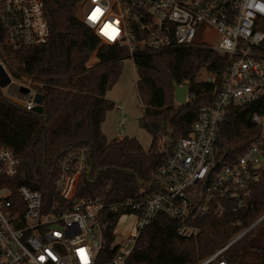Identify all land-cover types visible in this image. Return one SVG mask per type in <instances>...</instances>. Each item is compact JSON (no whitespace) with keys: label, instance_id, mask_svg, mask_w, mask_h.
<instances>
[{"label":"trees","instance_id":"1","mask_svg":"<svg viewBox=\"0 0 264 264\" xmlns=\"http://www.w3.org/2000/svg\"><path fill=\"white\" fill-rule=\"evenodd\" d=\"M43 1L50 27L46 44L13 49L1 41L0 58L11 75L29 79L43 95L41 110L26 109L0 88V146L22 158L19 173L8 186L27 185L41 191L48 204L60 201L54 188L60 158L73 148L89 147V170L80 179L77 198L100 197L105 204L99 216L103 244L98 263L108 264L116 253L114 232L123 213L111 206L129 198H148L163 188L160 165L177 140L191 133L201 107L213 100L215 84L200 80V72L224 68L228 57L202 45L137 53L136 88L143 107L139 124L153 141L145 149L135 137L109 139L102 125L115 103L106 93L130 57L123 47L103 44L83 23L78 16L81 0ZM95 54L97 61L90 63ZM187 80L188 102L177 103L173 81L182 85ZM254 113L264 114V98L231 107L217 136L218 167L232 163L257 137L259 130L250 121ZM263 215L264 165L251 184L248 208L196 215L191 223L200 230L193 236L179 235L180 220L159 213L141 231L126 264H197ZM225 255L229 264H264V220L232 243Z\"/></svg>","mask_w":264,"mask_h":264},{"label":"built area","instance_id":"2","mask_svg":"<svg viewBox=\"0 0 264 264\" xmlns=\"http://www.w3.org/2000/svg\"><path fill=\"white\" fill-rule=\"evenodd\" d=\"M81 8L83 23L100 41L125 48L132 59L146 50L193 45L228 57L224 68L203 77L215 84L213 100L201 107L191 133L177 140L160 165L163 188L111 206L120 207V218L134 214L136 219L126 240L115 244L114 232L116 253L108 264H126L141 231L159 213L180 220L179 235L193 236L200 230L191 223L196 215L248 208L251 184L264 165V114L251 115L259 134L232 163L218 167L216 141L232 106L264 98V0H81ZM49 39L43 0H0V47L1 41L20 49ZM0 66L19 88L28 89L27 94L16 91L23 107L35 108L31 81L16 80L1 58ZM0 88L9 97L8 88ZM21 163L18 154L0 146V264H99V216L105 204L100 197L77 198L80 179L89 170V147L73 148L60 158L54 181L60 201L52 204L27 185L8 186ZM243 233L197 264H229L225 252Z\"/></svg>","mask_w":264,"mask_h":264},{"label":"rangeland","instance_id":"3","mask_svg":"<svg viewBox=\"0 0 264 264\" xmlns=\"http://www.w3.org/2000/svg\"><path fill=\"white\" fill-rule=\"evenodd\" d=\"M82 14L83 8H80L78 16L81 20ZM95 61H97L96 54L92 57L90 63ZM206 72L207 71L204 69L201 70L199 75L200 80H204L203 77H206ZM136 80L137 75L134 60L132 58H127L122 63V71L118 81L106 93V97L114 101L115 107L107 113L106 119L102 125V130L109 139L121 137L122 135L135 137L141 142L145 149H148L153 138L139 124V118L143 115V107L137 92ZM21 92L27 94V89L23 86ZM125 117L124 127L120 128V122ZM135 219L136 217L134 214L121 216L115 228V244L129 237Z\"/></svg>","mask_w":264,"mask_h":264},{"label":"water","instance_id":"4","mask_svg":"<svg viewBox=\"0 0 264 264\" xmlns=\"http://www.w3.org/2000/svg\"><path fill=\"white\" fill-rule=\"evenodd\" d=\"M190 80L185 81L182 85H179L176 81H173L174 86L176 87L175 90V101L180 104H185L188 102V95H189V85H190ZM0 87L8 88V93L9 97L16 102L20 106H24L23 100H21V96L17 95L16 91L18 89L22 90V88H19V85L12 81L10 75L0 66ZM28 92V89H27ZM43 100V95L37 94L36 96V103H37V109L41 110V103ZM262 220H264V216L261 217L253 226H251L249 229L244 231V233L241 235H245L247 232H249L251 229L256 227ZM240 237V238H241Z\"/></svg>","mask_w":264,"mask_h":264},{"label":"snow or ice","instance_id":"5","mask_svg":"<svg viewBox=\"0 0 264 264\" xmlns=\"http://www.w3.org/2000/svg\"><path fill=\"white\" fill-rule=\"evenodd\" d=\"M97 11H99V10H97ZM90 19H93V17H90ZM107 27V26H106ZM105 35H108V33L107 32H105ZM109 38H112L111 36L109 37ZM82 251V250H81ZM85 264H87V261L85 260Z\"/></svg>","mask_w":264,"mask_h":264},{"label":"crops","instance_id":"6","mask_svg":"<svg viewBox=\"0 0 264 264\" xmlns=\"http://www.w3.org/2000/svg\"><path fill=\"white\" fill-rule=\"evenodd\" d=\"M95 62H96V61H95ZM95 62H93V63H95ZM122 136H123V135H122ZM122 136H121V137H122Z\"/></svg>","mask_w":264,"mask_h":264}]
</instances>
